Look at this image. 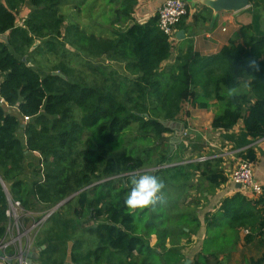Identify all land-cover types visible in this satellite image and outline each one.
<instances>
[{
  "label": "trees",
  "instance_id": "1",
  "mask_svg": "<svg viewBox=\"0 0 264 264\" xmlns=\"http://www.w3.org/2000/svg\"><path fill=\"white\" fill-rule=\"evenodd\" d=\"M64 1L0 0V95L5 101L0 104V241L10 223L9 199L40 220L75 195L46 220L39 236L48 262L180 264L182 240L191 235L186 229L196 221H190V205L179 206L181 197L197 175L213 189L228 183L229 176L220 159L183 164L171 151L167 135L173 131L166 123L189 117L187 104L209 109L216 100L220 112L213 130L227 132L243 121L253 140L264 138V36L247 25L240 30L243 41L231 40L217 55L204 58L190 45L164 67L174 47L158 16L115 31L114 37H98L67 23L60 10ZM250 2L253 11L264 13V0ZM136 4L123 0L117 13L133 21ZM26 5L31 11L18 25L17 14ZM188 15L177 30L186 29ZM37 41L49 53L69 45L91 59L105 58L113 69L85 64L91 73L85 81L73 67L60 64L42 76L28 60ZM12 108L29 121L21 122ZM181 121L188 128L187 120ZM240 157L252 162L256 154L248 150ZM143 173L163 181V200L130 210L124 204L129 178ZM220 211L228 220L225 230L237 234L245 228L248 241L261 237L264 242V194L253 199L238 193L224 200ZM210 251L216 253L196 264H222L219 251ZM252 264H264V253Z\"/></svg>",
  "mask_w": 264,
  "mask_h": 264
},
{
  "label": "crops",
  "instance_id": "2",
  "mask_svg": "<svg viewBox=\"0 0 264 264\" xmlns=\"http://www.w3.org/2000/svg\"><path fill=\"white\" fill-rule=\"evenodd\" d=\"M166 0H137V4L133 11V21L125 20V18L118 16L117 10L123 7V0H113V10L115 15L113 19V37L115 31H126L134 24H146L150 19L157 16L159 8L165 3ZM189 4V15L186 19V29L183 39L176 40L173 45V55L166 61L163 66L167 67L175 63V60L181 53H185L190 45L193 46L195 52L199 53L204 58H210L217 55L224 46L228 45L231 40L237 39L242 42L244 36L240 33L244 26L252 25L253 31L257 36H264V30H262V21L264 23V13L261 10L253 11L251 6L239 13H220L216 15L211 9L203 6L201 3L187 0ZM181 30H177V33ZM116 68L122 69L123 66L114 64ZM199 94H203L200 89L197 90ZM211 107L209 109H197L192 105L187 104L186 109L189 111V117L184 114L181 116L180 121L170 123L169 126L174 134L171 136L172 143L176 144L175 148L171 145L172 152H178L181 159L187 161L182 162H205L216 159L221 160V166L229 176V181L225 185H222L216 189L209 186V183L202 180L197 175L189 184L188 193L185 192L181 197L180 205L182 209L187 208L190 205V221H196L190 227V238L182 240V255L183 260L180 264H196L204 257H210L211 254L216 253L210 251L207 247V241L209 240L210 230L220 232L224 234L226 231L224 228L228 225V220L221 215L220 207L224 200L232 198L238 193H242L237 185L233 184L230 180V174L232 170L239 164L241 153H245L248 150H253L256 154L255 161H252L254 169V177L257 183L264 186V138L259 140H253L246 132L243 121H240L235 128L230 131H215L212 128V122L215 116L220 112V106L218 101L213 100L210 102ZM14 109L15 115L21 118L19 110ZM186 119L188 122V128L184 126L182 119ZM21 122H26L25 120ZM25 124L23 123V126ZM186 129V132H185ZM181 132L184 135L190 132V138L182 140L179 137ZM179 134V135H178ZM22 137V136H21ZM168 137V136H167ZM25 141V137H22ZM185 143V151L179 144ZM178 144V145H177ZM184 148V147H182ZM201 159H204L200 161ZM189 160V161H188ZM181 163V164H182ZM180 164V163H179ZM172 196V193H171ZM186 198L187 200H185ZM174 199H177L176 196ZM37 213L21 214L20 233L23 235V239L27 240L22 243L12 244L14 238L19 235V232L14 226L12 220H10L7 235L0 241V247L11 244L7 249H1L5 252L8 258H14L12 263L7 260L0 259V263L5 264H20L19 253L22 250L35 248V255L38 260H33L30 264H52L46 260L43 256V251L46 250L45 245H39V236L44 231V224H42L41 230H32L29 233L30 225L36 220ZM222 216V217H221ZM217 218L214 223V219ZM219 218V219H218ZM44 219V218H43ZM43 219H40L42 221ZM37 221V222H40ZM199 224V228L195 229ZM42 231V232H41ZM158 242L157 235H153L150 239L151 246L155 247ZM167 246H170L168 240ZM45 247V249H43ZM208 248V249H207ZM219 260L222 264H252L253 260L259 259L264 253L263 238L256 237L251 241L247 240V234L245 228L237 230V237L234 243V251L229 253L217 252ZM59 264V263H58ZM65 264H73L70 259L66 260Z\"/></svg>",
  "mask_w": 264,
  "mask_h": 264
},
{
  "label": "rangeland",
  "instance_id": "3",
  "mask_svg": "<svg viewBox=\"0 0 264 264\" xmlns=\"http://www.w3.org/2000/svg\"><path fill=\"white\" fill-rule=\"evenodd\" d=\"M60 10H61V14H63L66 17L67 23L79 24L89 35L95 34L98 37H110L113 35V19L115 15L114 13L115 10H113V0H65L64 3H62L61 5ZM30 11H31L30 6L26 5L18 12L17 14L18 25L24 23V20L27 18ZM118 16L120 15L118 14ZM262 30H264L263 21H262ZM42 45L43 43L41 41H37L33 46V48L31 49V52L34 53L30 55L28 59L30 62V66L35 68L42 76H46L47 74H49V72H51L54 69V67L60 64H68L69 66L73 67L83 77V80L85 81L86 78L91 75L86 65H93V66L107 65V66H112L111 69H113V62H110L105 58L100 60L91 59L83 53L80 52L77 53L75 49L71 48L69 45L58 46L57 51L55 53H49L48 49L47 48L44 49ZM53 73H57V72H53ZM10 111L11 113H14V109H11ZM168 125L171 126L170 123ZM181 134H183V136L179 138H181L182 140L183 139L186 140L190 138L189 136L190 132H187L185 135L184 132H181L180 135L179 134L178 135L181 136ZM173 135L174 134L167 135L168 136L167 140L170 143V148L172 147L171 145L174 146L173 148H175L176 145L171 141L172 140L171 136ZM179 147H181V150L183 149L185 151L186 145L184 142H182V145L179 144ZM30 172L31 171L28 172L29 177L32 176V173ZM176 195H177L176 192H172V199ZM39 217L40 215L36 216V218ZM21 219L22 217L20 218V221ZM37 221L40 220H35V222L30 225V228H32L33 225L37 223ZM44 222L45 221H43L39 225L37 231L41 230L42 228L41 226ZM21 225L23 228V224ZM215 230L216 229L213 228V230L209 231L210 237L209 240L207 241V247L209 249H213L215 251H221L223 253L233 252L234 243L236 241L237 234L231 231L229 232V230L226 229L227 231L226 235L223 236L221 231L215 232ZM256 232L257 231L254 230V234ZM27 238L25 237L23 239V242L26 241Z\"/></svg>",
  "mask_w": 264,
  "mask_h": 264
},
{
  "label": "built area",
  "instance_id": "4",
  "mask_svg": "<svg viewBox=\"0 0 264 264\" xmlns=\"http://www.w3.org/2000/svg\"><path fill=\"white\" fill-rule=\"evenodd\" d=\"M188 7L189 4L187 0H166L158 10V26L161 31H163L169 37V41L172 45H174L177 40V25L184 17L189 14ZM0 104H5V101L1 95ZM25 121L28 122L29 118H26ZM202 160L204 159H201L200 161ZM230 180L235 185H241L240 191L250 198L257 199L264 194V186L257 183L255 180L253 165L249 160L240 159L239 164L232 170L230 174ZM21 212V203L9 199V209L7 210V216L13 221V227H15L19 232V235L13 239L12 244L22 243L23 235L20 233ZM51 214L52 213L50 212L42 221L35 223L33 227L30 228L29 233L32 230H37L39 225L43 221H46L51 216ZM246 234H248V231H246ZM9 246H11V244L4 245L0 248L7 249ZM19 263L26 264L21 258H19Z\"/></svg>",
  "mask_w": 264,
  "mask_h": 264
},
{
  "label": "clouds",
  "instance_id": "5",
  "mask_svg": "<svg viewBox=\"0 0 264 264\" xmlns=\"http://www.w3.org/2000/svg\"><path fill=\"white\" fill-rule=\"evenodd\" d=\"M252 67L259 66L252 62ZM130 190L124 200L125 206L130 210L146 209L155 207L163 200V181L154 174L143 173L132 175L129 178Z\"/></svg>",
  "mask_w": 264,
  "mask_h": 264
},
{
  "label": "water",
  "instance_id": "6",
  "mask_svg": "<svg viewBox=\"0 0 264 264\" xmlns=\"http://www.w3.org/2000/svg\"><path fill=\"white\" fill-rule=\"evenodd\" d=\"M196 2L201 3L203 6L211 9L216 15L226 12V13H239L241 11H244L248 9L251 6L250 0H193ZM185 35V32L183 30L179 31L177 33L178 39H183ZM4 41L8 42V36L4 35L1 37ZM24 61H27L26 58H24ZM53 75L60 76L63 79H66V77L62 73H53ZM168 125V123H166ZM157 169H154L153 171H156ZM3 184L4 189L7 192L6 186ZM239 189H241V185H237ZM74 196L71 198L65 200L64 202L60 203L51 213L53 214L56 210H58L60 207L68 203ZM51 214V215H52ZM45 249V247L43 248ZM35 248H30L26 250H22L21 253H19V258L23 260L24 263L30 264L33 262V260H38V257L35 255ZM15 258V257H14ZM14 258H8V256L5 254V252L0 251V259L7 260L8 262L12 263ZM188 264V263H187Z\"/></svg>",
  "mask_w": 264,
  "mask_h": 264
}]
</instances>
